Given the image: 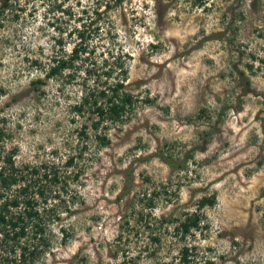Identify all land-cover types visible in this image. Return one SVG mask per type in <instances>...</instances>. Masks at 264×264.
<instances>
[{
    "label": "rangeland",
    "instance_id": "obj_1",
    "mask_svg": "<svg viewBox=\"0 0 264 264\" xmlns=\"http://www.w3.org/2000/svg\"><path fill=\"white\" fill-rule=\"evenodd\" d=\"M75 29L86 54L46 78ZM119 79L128 120L96 131L74 107ZM0 133V166L62 179L33 264H178L185 247L264 264V0H0Z\"/></svg>",
    "mask_w": 264,
    "mask_h": 264
},
{
    "label": "trees",
    "instance_id": "obj_2",
    "mask_svg": "<svg viewBox=\"0 0 264 264\" xmlns=\"http://www.w3.org/2000/svg\"><path fill=\"white\" fill-rule=\"evenodd\" d=\"M73 35L77 33L80 40L74 46L70 55H56L52 57L51 65L46 74V78L62 75L65 71L73 69L75 62L80 56L86 54V31L75 29ZM71 33V34H72ZM63 46V40L58 41ZM120 69L123 65L120 59H116ZM253 68V67H251ZM114 71L105 73L108 78L113 75ZM125 80V79H124ZM124 80H118L116 84L109 85L107 82L101 88L94 89L82 98L81 102L74 107V110L83 115L86 110L94 113L97 118L92 127L98 131L101 124L111 122L112 124L123 123L128 120V107L132 106V99L129 95H121L120 89H123ZM34 84H43L38 80ZM37 90H39L37 88ZM111 93V95H110ZM104 98L103 102L99 99ZM82 132V135H85ZM101 146L109 143L107 136H98ZM2 133H0L1 149ZM74 157L66 162L67 167L74 165ZM42 168L30 169L25 167L24 170H31L28 173L15 168L12 158L6 159L5 166H0V264H33L40 256L51 248L48 232H51V224L59 220L55 213L56 206L48 205L51 200L50 194L53 192L51 184H58L62 181L59 172ZM55 169V167H54ZM49 170V171H48ZM37 178H34L36 177ZM34 178V179H33ZM75 178H78L76 175ZM46 182L48 186L41 183ZM55 198H59L55 192ZM215 199L206 198L201 201L200 207L213 205ZM199 216L194 219L189 218L188 223L183 225L184 232L188 233L192 227L199 226ZM191 250L185 247L182 250L181 258L178 264H189L191 259Z\"/></svg>",
    "mask_w": 264,
    "mask_h": 264
}]
</instances>
